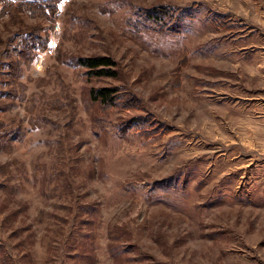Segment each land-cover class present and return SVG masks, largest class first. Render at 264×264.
<instances>
[{
    "label": "rangeland",
    "instance_id": "1",
    "mask_svg": "<svg viewBox=\"0 0 264 264\" xmlns=\"http://www.w3.org/2000/svg\"><path fill=\"white\" fill-rule=\"evenodd\" d=\"M39 1H0V264H264V0Z\"/></svg>",
    "mask_w": 264,
    "mask_h": 264
},
{
    "label": "trees",
    "instance_id": "2",
    "mask_svg": "<svg viewBox=\"0 0 264 264\" xmlns=\"http://www.w3.org/2000/svg\"><path fill=\"white\" fill-rule=\"evenodd\" d=\"M1 1V0H0ZM4 2H9V0H2ZM29 3H33L37 0H25ZM48 1H55L54 6H58L60 0H46ZM45 0H42V2H46ZM39 1L38 3H42ZM85 66H88L90 68H100L96 72V74L100 76H115V72L111 71L108 68H105L106 66H111L114 64L113 60H111L109 57H89L84 60H81ZM112 90L108 88H102L93 94V98L95 100H100V101H111L112 100Z\"/></svg>",
    "mask_w": 264,
    "mask_h": 264
},
{
    "label": "crops",
    "instance_id": "3",
    "mask_svg": "<svg viewBox=\"0 0 264 264\" xmlns=\"http://www.w3.org/2000/svg\"><path fill=\"white\" fill-rule=\"evenodd\" d=\"M260 103H262L263 104V106L259 109V112H261V113H259V114H263V117H264V100H262Z\"/></svg>",
    "mask_w": 264,
    "mask_h": 264
}]
</instances>
